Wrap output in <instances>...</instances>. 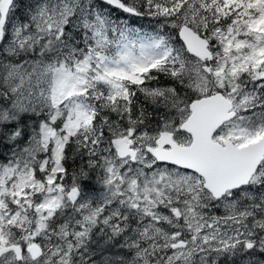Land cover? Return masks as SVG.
<instances>
[{
	"label": "rangeland",
	"instance_id": "374dc122",
	"mask_svg": "<svg viewBox=\"0 0 264 264\" xmlns=\"http://www.w3.org/2000/svg\"><path fill=\"white\" fill-rule=\"evenodd\" d=\"M78 1L81 7L88 3ZM253 1L254 12L237 29L205 27L204 16L192 3L182 10L189 25L200 27V32L206 28L205 36L214 41L211 61L201 62L178 47L176 57L191 72L195 95L229 91L236 111L214 133L218 142L229 138L243 145L264 135V0ZM253 5L247 3L245 9ZM69 7L67 2L42 1L23 20L9 12L2 28L0 52L20 61L0 62V125L27 110L42 111L46 117L19 129L27 135L26 144L14 143V131L4 133L5 138L0 134V146L10 149L0 159V248L34 244L43 252L36 260L24 252L19 257L3 253L0 264H264V162L250 185L214 200L200 174L157 163L143 150L161 130L173 132L180 144L190 141L180 129L185 105H175L158 119L162 106L149 109L147 102H139L159 127L151 132L146 125L135 129V160L118 158L106 146L94 153L83 140L87 175H70L66 178L72 183L63 185V147L94 110L83 100L88 88L104 83L105 90L118 95L123 79L139 80L147 67L164 65L162 58L171 52L161 49V39L136 27L107 34L99 27L90 29L84 49L67 50L76 57L70 62L30 57L58 45L72 12ZM164 19L172 28L181 24L177 17ZM176 80L171 79L182 85ZM124 132L107 129L113 136ZM105 136L92 142H104ZM74 187L78 192L71 205L67 194Z\"/></svg>",
	"mask_w": 264,
	"mask_h": 264
},
{
	"label": "trees",
	"instance_id": "16d2710c",
	"mask_svg": "<svg viewBox=\"0 0 264 264\" xmlns=\"http://www.w3.org/2000/svg\"><path fill=\"white\" fill-rule=\"evenodd\" d=\"M42 1L49 2V0H14L15 4L9 12H13L14 17L18 20H23L26 14H29L35 5ZM57 1L69 3V8L72 12L62 26L60 36L57 37L58 45H53L52 51L48 52L44 50L40 54L36 52L28 54L38 61H40L44 55L47 56L46 59L49 61L63 60L64 62H70L73 58H76L73 56L72 52L67 50H82L87 46V42L88 44L90 43L89 38L87 40L86 36V33H89L90 36V32H87V26L81 23L82 20L90 25L92 29L102 28L106 34L110 29L119 30L120 28L136 27L139 32L150 33L161 39L163 42L162 45H159L161 49L168 52L171 51L165 55L171 59L162 67H150L140 75L139 80H130L128 78L122 80V89L118 91V95H114L105 90L104 88L107 87L104 83H99L98 86L94 88H88L86 91L87 97L84 96L83 100L89 102L88 104L92 105L94 110L90 113V118L86 126H80L76 131L81 132L74 135V139L68 141L63 147L62 165L64 167V186H68L72 183V181L66 178L70 175L77 173H79L78 175H80V173L87 175V163L84 161L86 158L82 156V153L86 149L83 140H85L87 145H91L94 153H97L104 146L110 147L108 143L109 138L113 136L112 133H107V129L110 126H112V128L117 127L123 131L128 128L135 131L137 127H144L143 125H146L147 128L149 127L150 131L156 130L159 127L156 126L158 120L153 124V119L162 118V115L167 114L169 109L174 110L177 106L184 105L195 97L191 84V81H193L191 79V72L186 69L185 66L182 65V62L176 57L178 47H182L176 35V28L167 26L166 23L163 22L164 18V21L174 17H177L180 23L187 21L182 17L185 13H183L182 10L187 4L192 3L204 16L203 20L206 23L205 27L218 26L224 29L232 26L237 29L246 24L247 17L254 12V7L256 6L253 0H121L136 11L135 15H130L119 12L96 0H88V3L86 2L83 4V7L79 5L80 1L78 0ZM247 3L254 5L245 9ZM199 29L201 28L199 27ZM106 34H104L105 37ZM201 34H206V28ZM169 37H172L173 40H168ZM135 40L141 39L136 38ZM145 40L151 44V39ZM28 55L26 56L27 58ZM52 55H54V57ZM8 60L14 63L20 61L18 57L4 56L0 52V62ZM171 79L173 81L177 79L182 85L178 86L177 82H173ZM173 94H176V96ZM159 100L165 101L158 102ZM143 101H145V103L147 102L146 108L149 109L152 107L154 109L156 107L157 109L162 106L157 118L151 115L150 110H146L145 107L140 106V103L141 105L145 104L142 103ZM175 105L176 107L174 108ZM135 107H137L136 110H134ZM142 107L145 109L142 110ZM44 108L45 107H43V109ZM30 111L27 110L21 113L18 118H15L16 120L13 119L15 122L11 120L1 123L0 134L14 131L18 136L15 137L14 143L26 144L28 142L27 135L24 133L25 131L22 132L19 129H25L23 126L24 123L28 128H31L35 126L36 121L46 117V114L42 111H36L37 113H32L33 111ZM155 112L156 111L153 112L154 115ZM122 115L124 119L121 118ZM21 118H25L26 120L23 122L19 120ZM103 134H106V141L97 143L92 142V140H95L94 138L103 139ZM5 151L7 152L4 156L3 154ZM9 151L10 149L8 150V147L1 145L0 159H2L3 156V159H5ZM70 152L74 153L70 156ZM76 157H82L83 159L81 158L82 161L78 163L75 160ZM74 176L79 177L76 175ZM224 264L229 263L226 262Z\"/></svg>",
	"mask_w": 264,
	"mask_h": 264
},
{
	"label": "water",
	"instance_id": "95a60500",
	"mask_svg": "<svg viewBox=\"0 0 264 264\" xmlns=\"http://www.w3.org/2000/svg\"><path fill=\"white\" fill-rule=\"evenodd\" d=\"M11 1L0 0V34ZM99 1L133 13L119 0ZM177 34L190 54L201 59L211 58L207 40L189 26L182 24ZM231 107V101L220 93L201 97L190 104L191 114L181 125L183 130L191 134V142L188 145L177 143L172 138V133L163 132L155 141L156 147L146 146V149L158 162L174 164L200 173L204 178V187L215 199H219L226 190L246 185L264 156V136L240 147L235 146L229 139L223 140L222 144L211 139L216 128L234 116V112L230 111ZM110 142L119 157L128 154L130 159H133L134 151L128 147L130 141L126 137L113 138ZM76 195L75 189L69 191L67 198L70 203L74 202ZM24 250L32 259L41 254L35 245H28ZM8 251L17 255L19 246L1 247L0 255Z\"/></svg>",
	"mask_w": 264,
	"mask_h": 264
},
{
	"label": "bare ground",
	"instance_id": "6f19581e",
	"mask_svg": "<svg viewBox=\"0 0 264 264\" xmlns=\"http://www.w3.org/2000/svg\"><path fill=\"white\" fill-rule=\"evenodd\" d=\"M1 36H2V29H1V34H0V38H1ZM71 189H75L77 192H78V190H77V188L76 187H74V188H71ZM70 191V190H69ZM69 191H68V193H69ZM72 205V204H71Z\"/></svg>",
	"mask_w": 264,
	"mask_h": 264
},
{
	"label": "flooded vegetation",
	"instance_id": "af4514ba",
	"mask_svg": "<svg viewBox=\"0 0 264 264\" xmlns=\"http://www.w3.org/2000/svg\"><path fill=\"white\" fill-rule=\"evenodd\" d=\"M249 257H250V256H249ZM249 257H248V258H249ZM245 258H247V256H246V257H244V258H242V260H245ZM234 261H235V260H234ZM234 261H233V263H234Z\"/></svg>",
	"mask_w": 264,
	"mask_h": 264
}]
</instances>
